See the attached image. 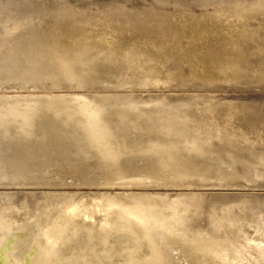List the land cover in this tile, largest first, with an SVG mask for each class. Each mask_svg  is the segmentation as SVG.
Masks as SVG:
<instances>
[{
	"label": "bare ground",
	"instance_id": "obj_1",
	"mask_svg": "<svg viewBox=\"0 0 264 264\" xmlns=\"http://www.w3.org/2000/svg\"><path fill=\"white\" fill-rule=\"evenodd\" d=\"M247 85L264 0H0V264H264Z\"/></svg>",
	"mask_w": 264,
	"mask_h": 264
},
{
	"label": "rangeland",
	"instance_id": "obj_2",
	"mask_svg": "<svg viewBox=\"0 0 264 264\" xmlns=\"http://www.w3.org/2000/svg\"><path fill=\"white\" fill-rule=\"evenodd\" d=\"M198 66H200V64H197ZM186 65H182L183 69H187V67H185ZM214 65H210L208 67L204 66L203 68H196L195 67V70L202 73L203 70H206L208 69L207 71H209V69H214ZM233 69L234 71L237 70V68H231ZM230 69V70H231ZM225 83V82H224ZM228 83V82H226ZM217 93V92H216ZM218 93H222V94H225V95H230V94H234V95H253V94H257V95H263L264 94V88L263 87H257V88H254V87H236V88H225L224 90L222 91H218Z\"/></svg>",
	"mask_w": 264,
	"mask_h": 264
}]
</instances>
